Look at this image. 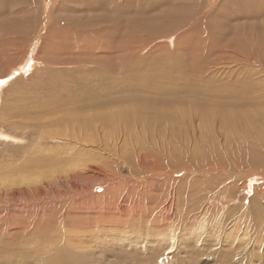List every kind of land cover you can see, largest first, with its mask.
Segmentation results:
<instances>
[{"label": "bare ground", "instance_id": "bare-ground-1", "mask_svg": "<svg viewBox=\"0 0 264 264\" xmlns=\"http://www.w3.org/2000/svg\"><path fill=\"white\" fill-rule=\"evenodd\" d=\"M208 4L58 0L44 15L0 0V61L43 41L48 67L2 113L21 132H0L16 147L0 171V264H83L78 237L97 224L151 244L143 264H264V100L256 78L224 75L264 64V0Z\"/></svg>", "mask_w": 264, "mask_h": 264}, {"label": "rangeland", "instance_id": "rangeland-1", "mask_svg": "<svg viewBox=\"0 0 264 264\" xmlns=\"http://www.w3.org/2000/svg\"><path fill=\"white\" fill-rule=\"evenodd\" d=\"M206 1L208 3H210V4H208L210 6V8L214 9L223 0H206ZM36 2L40 5L42 10L46 7L42 11L43 14L46 15V13L49 12L51 8L56 6V4L58 3V0H36ZM43 33H44V31H43ZM161 43L168 45L169 54L170 53H171V55L173 53H174L173 55L180 54V52L177 53L176 48H175V52H174V46L177 42L171 43L170 40H164ZM43 44H44L43 41H31L30 43L27 44V46L25 48L22 47L20 49L19 52H21L22 55H19L17 57V59H16L17 61L16 60L9 61L7 59L0 61V78L8 77L9 74H13V76H10L11 78L9 77L10 78L9 82L0 90V132L6 133V134H14V135H16V133H18V132H21V129H20L21 126L17 122V120L10 122L8 120L3 119L2 113H3L4 105H10L11 101H9V99L16 94H19L21 92H23V93L32 92L37 87L39 81H44L48 77L47 75L44 74L47 72L48 67L43 64V60H40V57L42 56ZM177 45H178V43H177ZM23 55L25 58L21 62V60H22L21 57H23ZM32 60H34V62H35L33 67L28 68V69H22V67L24 66V64L26 65V63H31L33 65ZM255 62H254V60H252L250 62H246L247 64H245V65L233 64V67H228V68L226 66L225 67L226 71H225L224 75L228 74V75H231L233 77H237V76H239V77H246V76L250 77L251 76L254 79L256 78L255 79L256 81H254V86L257 88V89L255 88L256 91L259 90L258 93H260L262 101H263L264 100V87H263V84H264V82H263L264 81V64L263 63L257 64ZM222 67H224V66L223 65L220 66V69ZM258 76L260 77V79L258 78ZM75 78H76L77 82H80L79 80H77V76ZM40 79H42V80H40ZM91 79H92L91 77L90 78L88 77L86 79V82L88 83ZM260 83L262 84V87H260L261 86ZM256 84H257V86H256ZM7 102H8V104H7ZM261 107H264V103L262 106H260V108ZM246 108L253 110V108L251 106H248ZM212 109H214V108H212ZM214 110H217L215 112H218L219 110H223V109L215 108ZM250 110H248V111H250ZM262 110L263 109L261 108V111ZM10 124H14L17 129H12ZM0 137H2L4 139V141H0V171H1L2 165H4V162H5L4 158H6L8 156H13L12 154H14V148H16V147H13V145H12L13 143L12 144L9 143L10 141H8L9 144H7V139L4 136H2L1 134H0ZM16 144H18V143H16ZM5 164H7V163H5ZM260 185H261V183H260ZM253 188H254V184L253 185L248 184V188L246 190V192L247 191L248 192L246 194L251 195L252 194L251 189L253 190ZM102 191H103L102 187L101 188L97 187L96 192H98V194H100ZM246 206H248L247 202H246ZM98 226H99L98 224L95 226L96 227L95 232L100 233L101 236H99V237L94 236L95 238L93 236H91V238H90L89 235H90V231L92 229L91 228V229L85 230L78 237V240L83 244V247L81 249H79V251L81 252L80 261L83 262V264H90V262H92V261H95V264H98L99 263L98 261H100L103 257V256L98 254L101 252L108 254L105 256V257H107L105 264H140V263L143 264L144 261L146 262V260H145L146 258H142V257L146 256L143 253V251H144L145 247L151 248L152 247L151 244L149 246V244L145 243V241H143L144 239L141 238L140 236H138L137 240H132L131 238H136V235L134 233H133V235H132V233H129V234L120 233V234H118L117 232L114 231V233H113L114 235L111 233H109L107 235L105 232H101L98 229ZM112 226H115V223H113ZM228 233H230V232H228ZM212 234H213L211 236L212 238H210L209 240L213 244H215L214 242H216V243L220 242L224 245H227V242L225 241V237H227L228 235L223 236V237L221 236L222 240L216 241L215 239L217 238V235H215L214 232H212ZM195 236L198 237L196 234H195ZM189 237H191V239ZM202 237L204 238L206 236L203 235ZM202 237L199 238L197 244L202 243V241L204 240ZM180 238H182V236ZM192 238H194V236H188V237L186 236L182 241L188 242L187 243L188 246L189 245L191 246L192 241H193ZM88 241H91V242L88 243ZM160 242H162V241H160ZM155 245H156V242H155ZM46 248H48V247H46ZM74 248L75 247L71 244L70 248L68 249L71 254L76 250V248L75 249ZM205 248H206V250L209 249L208 247H205ZM140 252H142V254H140ZM97 254H98V256H96ZM38 255L41 256V254H38ZM210 255H211V253H210ZM5 256H6V258L12 260L14 264H17L16 260H14L10 257L11 255H5ZM17 259L18 260H24L22 257H17ZM186 259H188V258H186ZM142 260H144V261H142ZM135 262H139V263H135ZM185 264H187V263H185Z\"/></svg>", "mask_w": 264, "mask_h": 264}, {"label": "snow or ice", "instance_id": "snow-or-ice-1", "mask_svg": "<svg viewBox=\"0 0 264 264\" xmlns=\"http://www.w3.org/2000/svg\"><path fill=\"white\" fill-rule=\"evenodd\" d=\"M5 83V81H0V84Z\"/></svg>", "mask_w": 264, "mask_h": 264}, {"label": "clouds", "instance_id": "clouds-1", "mask_svg": "<svg viewBox=\"0 0 264 264\" xmlns=\"http://www.w3.org/2000/svg\"><path fill=\"white\" fill-rule=\"evenodd\" d=\"M41 264H44V262L42 261Z\"/></svg>", "mask_w": 264, "mask_h": 264}]
</instances>
